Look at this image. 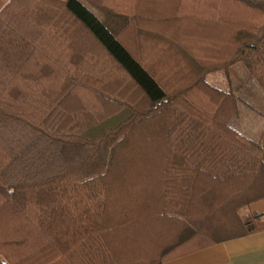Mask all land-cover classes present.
<instances>
[{
	"label": "trees",
	"instance_id": "16d2710c",
	"mask_svg": "<svg viewBox=\"0 0 264 264\" xmlns=\"http://www.w3.org/2000/svg\"><path fill=\"white\" fill-rule=\"evenodd\" d=\"M236 65L264 89V0H0V264H163L264 231V135L208 80Z\"/></svg>",
	"mask_w": 264,
	"mask_h": 264
},
{
	"label": "crops",
	"instance_id": "0c3cea01",
	"mask_svg": "<svg viewBox=\"0 0 264 264\" xmlns=\"http://www.w3.org/2000/svg\"><path fill=\"white\" fill-rule=\"evenodd\" d=\"M199 15L203 17L205 13L200 11ZM211 25L204 20L179 23V28L172 33H216V26ZM246 212L264 213V198L252 203ZM169 242L167 239L165 242L150 244L151 259L161 260V250L170 247ZM162 260L163 264H264V231Z\"/></svg>",
	"mask_w": 264,
	"mask_h": 264
},
{
	"label": "rangeland",
	"instance_id": "374dc122",
	"mask_svg": "<svg viewBox=\"0 0 264 264\" xmlns=\"http://www.w3.org/2000/svg\"><path fill=\"white\" fill-rule=\"evenodd\" d=\"M208 80L224 90L229 91L230 85L238 90L241 114L233 126L250 138L260 139L264 135V89L260 84L240 65L233 67L230 74L217 72L208 76Z\"/></svg>",
	"mask_w": 264,
	"mask_h": 264
}]
</instances>
